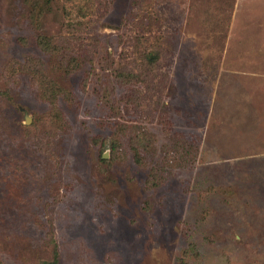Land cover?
<instances>
[{
    "label": "rangeland",
    "instance_id": "374dc122",
    "mask_svg": "<svg viewBox=\"0 0 264 264\" xmlns=\"http://www.w3.org/2000/svg\"><path fill=\"white\" fill-rule=\"evenodd\" d=\"M29 1L0 0V263L264 264V0H97L103 15L69 40L93 60L72 73L68 52L38 47ZM71 7L42 9L43 34L77 21ZM149 12L166 84L135 112L124 97L145 90L103 59L128 62L122 39ZM37 60L65 91L54 105L30 75ZM126 120L153 139L139 163Z\"/></svg>",
    "mask_w": 264,
    "mask_h": 264
},
{
    "label": "trees",
    "instance_id": "16d2710c",
    "mask_svg": "<svg viewBox=\"0 0 264 264\" xmlns=\"http://www.w3.org/2000/svg\"><path fill=\"white\" fill-rule=\"evenodd\" d=\"M39 1L40 0L29 1V7H32V10L29 11V17L31 18V23L34 25V29L37 31V45L43 51V53L49 58H51V56L57 55H61L63 58V54L68 52V56L64 58L66 61L63 63V71L65 73H72L75 71L80 64V61L87 60V62H90L93 60L92 58H87L86 55H84L87 52V45L79 43L77 47H74V44H72L69 40L75 38V40H81L80 42H83V38L79 37L78 35H85L87 33L84 31V27H88L89 23L92 22L88 21L92 16L103 15L101 14V3H99L97 0H66V2L72 6L70 11H66L67 16L70 17L72 12L76 15L77 21L66 22L63 25L65 31L62 34L48 36L43 34L42 27L40 26L38 20L40 16L44 14L42 9H44L46 13L49 8L55 4L56 0H41L42 5H38ZM151 15L152 13L149 12L148 14H143L142 16H136L139 21L138 26H140V31H137V33H134L133 35L127 36L125 41L122 39L124 45H127V49L130 47V57H127L129 59L128 62L114 63L116 59H114L112 56L104 57L103 59L104 62L110 63L111 66L108 68L109 71L121 83L129 85L131 88L134 87L133 85L139 84V86L145 90V92L136 95L135 93H137L138 90L132 89L131 95L124 97L127 110H130L132 107L134 108L135 112H138L143 107H147V104L149 105V99H152L151 95H149L151 89H157L163 84H166V76L158 73V70L155 71V68L159 65V62L165 53V44L163 40V42L161 41V38L158 37V35L151 36V33L147 31L149 21H152V17H150ZM87 17L88 20L86 22L84 19ZM88 46L90 47V45ZM93 47L95 50L98 49L97 45ZM71 54H74L75 56H72ZM37 63L39 64V68L34 69L32 67L30 70V75L37 82L39 96L54 105L53 102L55 101L56 97L59 94L65 93V91L48 74V71H46L47 66L44 65L43 61L37 60ZM98 64L101 66L100 61H98ZM165 117L166 125L171 127L170 121L172 122V120H170V116L165 115ZM116 125H119L120 129H122V131L128 136V146L129 150L131 151L132 158L135 162L139 163L141 160L138 159L140 158V155L147 153L150 149H152V136L148 133L145 127H140L133 120L119 121ZM170 136H173V138L178 140H182L184 144L191 143L190 141H192L193 138L196 139L195 141H199V143L201 141L200 137H196V135H187L181 132H174ZM164 137L167 138L166 136ZM167 142H170L169 144H171V150H167L168 152L166 155H169L168 157L174 158L176 154H178V150L176 149V146L173 145L174 142L171 140V137L168 138ZM165 158L166 157H164V159ZM188 159L189 157L187 156L183 159V161L188 163L194 162L193 160Z\"/></svg>",
    "mask_w": 264,
    "mask_h": 264
}]
</instances>
